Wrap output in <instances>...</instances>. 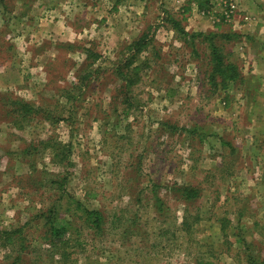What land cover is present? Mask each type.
Here are the masks:
<instances>
[{"label":"rangeland","instance_id":"374dc122","mask_svg":"<svg viewBox=\"0 0 264 264\" xmlns=\"http://www.w3.org/2000/svg\"><path fill=\"white\" fill-rule=\"evenodd\" d=\"M208 3L0 0V230L20 232L0 260L23 243L19 264H57L39 254L40 212L62 194V209L73 198L107 217L102 238L82 226L66 264H245L246 249L264 260V0ZM170 18L235 33L218 42L240 76L212 85L206 42L192 50ZM142 34L127 89L115 68ZM15 98L37 112L16 119ZM60 143L64 159L50 154ZM179 186L198 197L186 204Z\"/></svg>","mask_w":264,"mask_h":264},{"label":"trees","instance_id":"16d2710c","mask_svg":"<svg viewBox=\"0 0 264 264\" xmlns=\"http://www.w3.org/2000/svg\"><path fill=\"white\" fill-rule=\"evenodd\" d=\"M196 5L199 8H207L208 0H195ZM206 6V7H205ZM171 23V27L173 30L179 32L183 37L184 41L189 44L192 50H195L194 40L195 38L199 41L206 42L207 45V57H208V65L210 66L208 79L212 85H218L217 82H221L223 87L227 86L228 82H234L238 76H240L238 67L235 63L228 61L227 56L223 51L222 44L218 42L220 36L232 37L235 36L233 32L225 33H216L212 31L208 32H193L189 33L184 31L183 27L179 20L175 18L169 19ZM148 47V39L146 34H142L137 39H135L132 43L127 46V50L129 51V55L123 59V61L116 66L115 70L120 79L125 82V87L129 89L133 84H135L139 78L137 77L138 70L141 69L142 64H144V60H139L140 54L147 51ZM86 56L95 58V54L91 50H87ZM139 61V62H138ZM217 79L219 81H217ZM15 103V117L16 119H23L26 116L31 118L37 112V108L34 107L33 104L21 100L19 98L13 99ZM19 126L18 122L15 123ZM58 145V146H57ZM52 145L51 153L54 157H58L61 159L66 158L64 152L58 153V150L68 148L69 144H57ZM63 151V150H62ZM180 199L188 204L195 200L199 191L195 187L190 186H179L176 188ZM65 198L64 195H59L57 199L53 201V203L49 204L47 208L40 212V216L44 218L45 230L42 235H45L43 238L44 245L46 248H40V255L45 254L47 256L50 263L54 260L57 264H66L73 255L78 253V248H80L83 244L82 233L83 228L85 231L91 230L93 233L92 239H95V236H99L102 238L105 234V224L107 223V217L103 214L102 211L96 208H89L85 206L83 202L80 200H75L73 198H67V202L70 205L68 208L62 209L61 201ZM154 204L155 202L159 204V209L161 207L162 201L159 196L154 195ZM72 205V207H71ZM156 206V205H155ZM157 207V206H156ZM61 209V210H60ZM158 207L157 210L159 211ZM63 213H69L70 218H66ZM188 213L185 208V215L180 222V229L189 231L191 227L190 221H188V217L186 216ZM160 214V213H159ZM114 219L111 220L113 224L117 223L118 218L116 215L113 216ZM110 232V231H109ZM12 235H20L19 230H0V242L5 241V246L9 244L12 239ZM107 239V238H104ZM2 243V242H1ZM12 245V244H9ZM43 245V244H41ZM27 249L23 243L19 244L18 254L13 255L9 254L0 260V264H19L21 253ZM243 259L245 264H264V260L260 254L257 253L254 255L252 252L245 250ZM10 257V258H8ZM5 262V263H4ZM194 264H214L210 258H205L201 254L199 258H195Z\"/></svg>","mask_w":264,"mask_h":264},{"label":"crops","instance_id":"0c3cea01","mask_svg":"<svg viewBox=\"0 0 264 264\" xmlns=\"http://www.w3.org/2000/svg\"><path fill=\"white\" fill-rule=\"evenodd\" d=\"M34 6H35L36 8H40L39 5H38V3H36ZM17 9H18L17 7L14 8L15 11H17Z\"/></svg>","mask_w":264,"mask_h":264},{"label":"built area","instance_id":"2783aa9c","mask_svg":"<svg viewBox=\"0 0 264 264\" xmlns=\"http://www.w3.org/2000/svg\"><path fill=\"white\" fill-rule=\"evenodd\" d=\"M230 5V9L232 10L234 8V5H232V3H229Z\"/></svg>","mask_w":264,"mask_h":264}]
</instances>
